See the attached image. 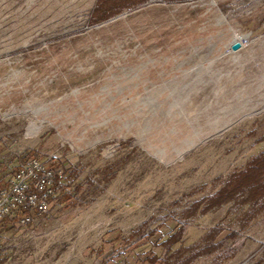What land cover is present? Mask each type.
<instances>
[{"label": "rangeland", "instance_id": "374dc122", "mask_svg": "<svg viewBox=\"0 0 264 264\" xmlns=\"http://www.w3.org/2000/svg\"><path fill=\"white\" fill-rule=\"evenodd\" d=\"M96 1L0 0V185L32 155L63 187L0 232V264H183L213 229L222 246L190 264H264V209L184 217L264 152V0H148L91 25ZM180 228L171 252L144 241Z\"/></svg>", "mask_w": 264, "mask_h": 264}, {"label": "trees", "instance_id": "16d2710c", "mask_svg": "<svg viewBox=\"0 0 264 264\" xmlns=\"http://www.w3.org/2000/svg\"><path fill=\"white\" fill-rule=\"evenodd\" d=\"M148 0H97L91 15V25L100 24L107 21L126 9L141 5ZM264 140V136L261 138ZM32 155L25 156L23 162H27ZM57 169V168H56ZM55 169V170H56ZM58 170V169H57ZM63 188L58 181L54 185V191ZM52 200V199H51ZM238 205L239 207H247L244 212V218L248 221L255 218L261 209H264V152L259 153L250 159L242 170L232 173L223 183V185L210 197L192 204L185 210L184 217L192 218L197 213L205 215L210 211L217 210L227 204ZM16 218H5L0 221V232L7 230L9 224H13ZM183 229L170 232H160L155 229L146 237L145 243L156 239L154 245L162 246L167 252H171V248L175 245L181 235ZM217 232L213 229L209 231L202 240V244L197 247L187 248L190 251L189 256L183 261V264H190L194 259L208 255L216 251L222 246V242H216ZM181 251H177V256L181 255ZM178 257L172 254L165 264L170 263V259ZM150 264H157L156 256L146 257Z\"/></svg>", "mask_w": 264, "mask_h": 264}, {"label": "built area", "instance_id": "2783aa9c", "mask_svg": "<svg viewBox=\"0 0 264 264\" xmlns=\"http://www.w3.org/2000/svg\"><path fill=\"white\" fill-rule=\"evenodd\" d=\"M54 174L60 177L36 158L20 164L9 185H0V221L17 218V225L25 228L46 216L58 181Z\"/></svg>", "mask_w": 264, "mask_h": 264}, {"label": "water", "instance_id": "95a60500", "mask_svg": "<svg viewBox=\"0 0 264 264\" xmlns=\"http://www.w3.org/2000/svg\"><path fill=\"white\" fill-rule=\"evenodd\" d=\"M241 46H242L241 43L239 41H237L236 38H235V41L230 46V50L232 52H236V51H238L241 48Z\"/></svg>", "mask_w": 264, "mask_h": 264}]
</instances>
